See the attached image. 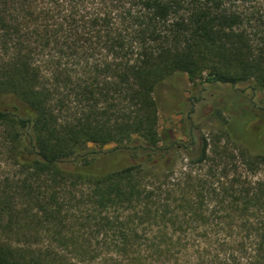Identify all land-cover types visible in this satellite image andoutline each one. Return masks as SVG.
Wrapping results in <instances>:
<instances>
[{"label":"trees","instance_id":"obj_1","mask_svg":"<svg viewBox=\"0 0 264 264\" xmlns=\"http://www.w3.org/2000/svg\"><path fill=\"white\" fill-rule=\"evenodd\" d=\"M248 1L0 0V147L20 168L0 187V264H78L58 249L93 258L79 243L103 233L128 264H264V153L236 134L258 114L236 102L223 126L261 179L166 187L179 144L163 147L154 99L175 75L264 94V20Z\"/></svg>","mask_w":264,"mask_h":264},{"label":"rangeland","instance_id":"obj_2","mask_svg":"<svg viewBox=\"0 0 264 264\" xmlns=\"http://www.w3.org/2000/svg\"><path fill=\"white\" fill-rule=\"evenodd\" d=\"M245 7L249 14L254 12L255 18L264 20V0L248 1ZM77 62V60H63V63L71 71L80 68ZM234 97L238 98L235 100ZM154 99L159 110L158 131L169 138L162 144L163 147L171 140L179 144L178 147H175L176 149L166 155L172 170L164 174L167 175L166 187L178 180L184 181L188 175L208 178L205 177L208 171H214L216 176L225 172L228 173L229 178L238 174L242 180L248 181L262 178L263 173L256 171L258 174L256 176L249 172L239 156L241 146L229 142L223 126L224 120L228 118L224 111L225 108L230 109L234 103L238 102L240 106H236L237 111H240L241 108L251 109L253 114H258L256 115L257 119L253 121L252 132L246 135L244 132L237 131L236 134L246 139L252 150L264 153V118L260 117V114L264 113L262 91L257 90L253 98L251 92L242 86L197 85L195 87L186 76L175 75L157 86ZM202 140L208 146L206 160L196 164V159L190 156L196 147L199 148ZM215 145L221 149L226 148L230 154L229 159L213 161L212 148ZM19 172L20 168L16 161L0 147V187H4L7 183L9 186L15 185L20 178ZM6 178L8 182H6ZM227 181L226 179L220 180L221 183H227ZM215 184L217 185V182ZM211 234L212 240L221 236L216 231H212ZM110 235L103 233L102 236L93 239L89 247L84 245V241L88 240L90 236H83L85 240L79 243V246H82V249H86V251L90 250L91 246L93 258L79 259L75 257V254H80V252L70 247H61L57 252L59 256L78 262V264H128V260L124 256L117 254L112 239L105 240Z\"/></svg>","mask_w":264,"mask_h":264}]
</instances>
